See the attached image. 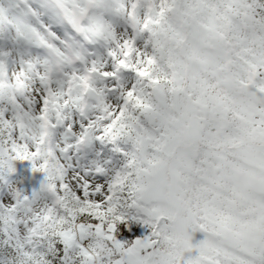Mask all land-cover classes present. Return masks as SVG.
Listing matches in <instances>:
<instances>
[{
    "label": "snow or ice",
    "instance_id": "6c2138e0",
    "mask_svg": "<svg viewBox=\"0 0 264 264\" xmlns=\"http://www.w3.org/2000/svg\"><path fill=\"white\" fill-rule=\"evenodd\" d=\"M0 264H264V0H0Z\"/></svg>",
    "mask_w": 264,
    "mask_h": 264
},
{
    "label": "trees",
    "instance_id": "16d2710c",
    "mask_svg": "<svg viewBox=\"0 0 264 264\" xmlns=\"http://www.w3.org/2000/svg\"><path fill=\"white\" fill-rule=\"evenodd\" d=\"M38 186H39V179H37V180L35 181V183H33V184L31 185V191H32L33 188H37ZM195 238H196L197 240H198V239H202V238H203V234L197 232V233L195 234ZM194 242H195V241H194Z\"/></svg>",
    "mask_w": 264,
    "mask_h": 264
},
{
    "label": "rangeland",
    "instance_id": "374dc122",
    "mask_svg": "<svg viewBox=\"0 0 264 264\" xmlns=\"http://www.w3.org/2000/svg\"><path fill=\"white\" fill-rule=\"evenodd\" d=\"M20 187L25 191V193L31 192V185H28L27 183L21 184Z\"/></svg>",
    "mask_w": 264,
    "mask_h": 264
}]
</instances>
